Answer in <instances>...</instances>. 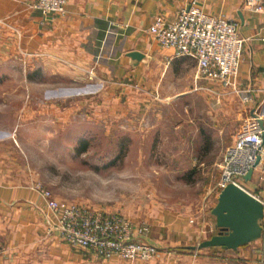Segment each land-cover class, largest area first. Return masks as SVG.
I'll list each match as a JSON object with an SVG mask.
<instances>
[{
    "label": "rangeland",
    "instance_id": "374dc122",
    "mask_svg": "<svg viewBox=\"0 0 264 264\" xmlns=\"http://www.w3.org/2000/svg\"><path fill=\"white\" fill-rule=\"evenodd\" d=\"M24 70L0 62V154L18 182L148 227L162 215L210 217L224 152L242 122L224 104L245 103L227 85L195 78L192 60L160 84L121 95L90 73L50 80Z\"/></svg>",
    "mask_w": 264,
    "mask_h": 264
},
{
    "label": "crops",
    "instance_id": "0c3cea01",
    "mask_svg": "<svg viewBox=\"0 0 264 264\" xmlns=\"http://www.w3.org/2000/svg\"><path fill=\"white\" fill-rule=\"evenodd\" d=\"M33 1L0 0V62L19 63L26 78L74 80L90 73L121 95L145 82L160 84L174 77L190 60L198 78L194 58L160 46L149 32L157 15L171 20L194 1L206 13L239 21V35L244 39L237 80L240 88L254 90L252 99L240 104L231 99L223 110L233 121L243 120L254 109L264 111V10L253 11L248 0H68L63 14L49 15L32 8ZM131 51L142 57L130 56ZM160 89L166 94L182 93ZM260 154L245 186L264 206V140ZM46 212L39 191L18 182L13 166L0 154V244L5 246L1 264H75L93 257L58 233H47ZM261 225V236L237 249L191 250L187 246L216 233L215 217L191 221L186 216L162 215L149 222V232L143 236L157 247L154 258L104 260V264H260L264 216Z\"/></svg>",
    "mask_w": 264,
    "mask_h": 264
},
{
    "label": "built area",
    "instance_id": "2783aa9c",
    "mask_svg": "<svg viewBox=\"0 0 264 264\" xmlns=\"http://www.w3.org/2000/svg\"><path fill=\"white\" fill-rule=\"evenodd\" d=\"M67 1L34 0L31 6L42 15L63 14ZM248 6L255 12H262L264 0H248ZM149 32L160 46L173 48L176 55L194 58L199 79L227 85L242 102L252 99L254 90L240 88L237 80L244 42L239 35V21L206 13L191 1L181 7L171 20L157 15ZM259 119L264 121L263 108L252 110L242 120L231 145L226 148L221 174L223 186L233 182L249 192L244 176L261 150L264 127L260 126ZM35 188L45 200L47 233L56 232L66 243L103 260L148 261L156 255L157 247L143 239L149 232L147 224L135 223L116 211L58 200L49 189ZM4 254L5 250L1 249L0 260ZM260 262L264 263V251Z\"/></svg>",
    "mask_w": 264,
    "mask_h": 264
},
{
    "label": "water",
    "instance_id": "95a60500",
    "mask_svg": "<svg viewBox=\"0 0 264 264\" xmlns=\"http://www.w3.org/2000/svg\"><path fill=\"white\" fill-rule=\"evenodd\" d=\"M129 55L134 58L142 57L138 51H131ZM259 123L261 127H264L262 119H259ZM263 140L264 133L262 143ZM260 159L261 154L258 153L253 166L244 176L245 181L251 178L253 168ZM210 212L215 217L216 233L196 245L187 246V248L191 250L210 247L237 249L241 245L258 239L262 234L261 220L264 216L262 201L233 182H229L221 188Z\"/></svg>",
    "mask_w": 264,
    "mask_h": 264
}]
</instances>
